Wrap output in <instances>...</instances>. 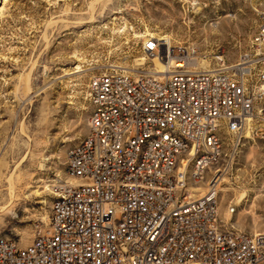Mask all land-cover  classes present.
I'll return each instance as SVG.
<instances>
[{"label":"built area","instance_id":"2783aa9c","mask_svg":"<svg viewBox=\"0 0 264 264\" xmlns=\"http://www.w3.org/2000/svg\"><path fill=\"white\" fill-rule=\"evenodd\" d=\"M259 13L252 50L234 63L221 52L197 69L191 52L150 39L143 53L162 75H94L89 133L66 153L80 183L55 186L47 230L27 247L0 238V264H264V232L218 212L228 138L237 148L250 120L264 123Z\"/></svg>","mask_w":264,"mask_h":264},{"label":"rangeland","instance_id":"374dc122","mask_svg":"<svg viewBox=\"0 0 264 264\" xmlns=\"http://www.w3.org/2000/svg\"><path fill=\"white\" fill-rule=\"evenodd\" d=\"M263 10L264 0H0V238L23 248L47 230L66 153L89 133L94 75L154 72L143 48L164 37L205 68L221 52L234 63ZM252 123L237 148L228 138L218 188L221 222L249 234L264 232V123Z\"/></svg>","mask_w":264,"mask_h":264},{"label":"bare ground","instance_id":"6f19581e","mask_svg":"<svg viewBox=\"0 0 264 264\" xmlns=\"http://www.w3.org/2000/svg\"><path fill=\"white\" fill-rule=\"evenodd\" d=\"M198 3L196 2V3H194V5L196 6ZM199 11H200V9L199 8H197ZM214 27H216V28H218V26L217 25H215ZM158 41H162V42H164L166 45H169L170 46V44H171V41L169 40V38L168 37H164V38H160V39H158ZM149 43V41H147V43L146 44H148ZM146 56V55H145ZM149 58H151L152 59V61L155 63V71L154 72H152V73H150V74H154L155 76H160V75H162L164 72H166L167 70H168V67L166 66L165 67V65L160 61V59L159 58H157L156 56H153V55H150V56H148ZM147 59L146 58H141V59H139L138 61H139V65H143V64H145V61H146ZM205 62L206 61H203V60H198V61H194V62H192L191 63V65H193L194 67H196L197 69L198 68H205ZM207 63V62H206ZM250 124V128H249V130H248V133L251 135L252 134V131H254V127H253V123H252V120H250V122H249ZM249 134L247 135V136H249ZM253 136V135H252ZM219 183L221 184V182H224L225 181V179H224V174L222 173L221 175H220V179H219ZM60 182V181H59ZM66 182H68V183H71L72 185H74V184H79L80 183V180H78V179H75V178H70V177H68V180H66ZM220 184L218 185V187L220 186ZM220 188V187H219ZM196 192L197 193H200L201 195L202 194H204L205 192H206V188H204V187H202L201 189H199V190H196ZM224 192V191H223ZM246 196H245V194H243V195H241L240 197H238V198H236L237 200V204L238 205H241L242 203H244V201H246L247 200V198H245ZM228 215H229V213H228ZM229 219H228V221L227 222H231L232 221V216L231 215H229Z\"/></svg>","mask_w":264,"mask_h":264}]
</instances>
